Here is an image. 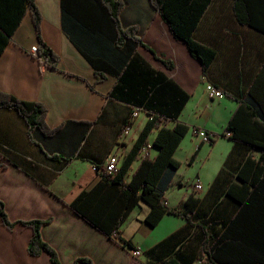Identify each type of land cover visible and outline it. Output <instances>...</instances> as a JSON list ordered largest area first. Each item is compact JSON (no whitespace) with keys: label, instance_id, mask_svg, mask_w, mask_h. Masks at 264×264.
I'll return each instance as SVG.
<instances>
[{"label":"crops","instance_id":"obj_1","mask_svg":"<svg viewBox=\"0 0 264 264\" xmlns=\"http://www.w3.org/2000/svg\"><path fill=\"white\" fill-rule=\"evenodd\" d=\"M121 1L123 7L118 15L121 27H136L135 34L159 58L144 46H138L136 53L171 82L165 83L163 98L172 102L175 97L182 98V92L187 95L179 121L218 133L224 130L239 100L244 101L246 111L264 121V0H241L244 12L256 18L262 28L239 23L234 14L235 0H210L193 31L196 40L215 52L209 78L203 76L201 64L190 55L186 45L173 37L150 0ZM34 3L41 15V38L58 56L57 65L43 66L29 52L38 45V37L31 14L25 10L0 53V90L23 100L42 102L50 128L69 119L98 118L88 146L96 147L95 142H99L106 151L116 141L110 152L127 151L147 114L139 112L128 135L121 138L119 131L128 112L124 102L108 97L116 76L106 73L97 77L71 42L63 29L61 0H34ZM13 12L16 14V9ZM165 59L172 68L165 67L162 62ZM205 80L224 95L210 99ZM210 101L216 104L210 105ZM24 122L14 110L0 108V163L4 165L0 168V200L11 220H48L41 227V236L56 250L62 264H71L82 257L92 259L94 264H202L203 240H209L210 234L216 240L224 231L222 223L231 217L234 207L227 190L232 182H241L236 171L245 160L244 145H235L229 134L218 137L208 150L207 160L199 170L200 190H194L190 184L189 189L185 187L177 191L176 198L172 197L169 190L175 183L180 184L174 174L164 192L166 204L185 209L190 223L184 217L164 214L155 226H150L144 221L150 207L139 201L119 226L118 233L110 238L69 207L82 190L99 181L92 164L72 159L56 172L59 164L44 159L38 146L28 139ZM172 124L167 121L168 126ZM255 126L249 121L244 128L256 130ZM155 132L147 143L151 144ZM191 133L195 137L191 151L200 143L198 150H201L206 142ZM178 148L173 154L175 159ZM157 153L158 148L152 145L147 151L150 158ZM252 154L258 157L260 151L252 148ZM253 160L256 161L249 163L247 169L248 182L257 168L258 159ZM262 165L260 162L258 168ZM260 178L255 184H247L249 194L264 195ZM31 236L30 227L17 223L13 229H7L0 220V264H51L45 251L38 255L28 253ZM120 238L129 240L132 248ZM136 248L141 255L133 253Z\"/></svg>","mask_w":264,"mask_h":264},{"label":"trees","instance_id":"obj_2","mask_svg":"<svg viewBox=\"0 0 264 264\" xmlns=\"http://www.w3.org/2000/svg\"><path fill=\"white\" fill-rule=\"evenodd\" d=\"M155 10L167 23L169 30L177 41L183 42L190 55L201 64L202 74L209 78V67L213 61L214 50L196 40L193 31L204 9L210 0H150ZM123 7L121 0H61L63 29L71 42L94 68L97 77L106 73L116 76V81L108 92V97L124 102L127 116L123 120L120 133L129 126V118L134 108H140L147 119L139 130L131 147L123 152L119 167L114 173L103 170V162L110 153L112 145L104 151L99 142L96 147H89L90 134L98 122L69 119L54 128H50L45 120L46 107L40 101H28L17 98L11 93L0 90V108L14 110L25 121L26 134L30 142L38 146L44 159L56 160V172L60 171L72 159L89 161L95 167L99 181L90 189L82 190L70 203L69 207L95 229L113 237L118 233L119 226L130 211L139 203L145 202L150 209L144 221L155 226L164 214L184 217L190 223V217L185 209L170 207L166 204L164 192L180 163L173 156L182 138L190 128L179 121L178 115L184 105L187 95L182 92V98H174L167 102L164 98L165 83H171L161 73L152 69L135 51L138 46L152 49L137 36L136 27L122 28L119 22V12ZM234 14L241 24L262 28L261 23L246 14L241 0L234 2ZM13 9H16L14 14ZM28 10L38 37L37 60L43 66L56 67L58 56L43 43L40 35L41 15L34 0H0V53L9 40L11 33ZM18 11V12H17ZM102 40L104 41L101 44ZM44 56L41 60L40 57ZM165 67L172 68L170 61L162 60ZM174 88L179 90L176 84ZM167 121H172L171 126ZM256 125V130H246L249 122ZM198 127L192 126L193 130ZM155 136L152 147L158 148V153L150 158L147 154L140 156L143 147L148 142L152 132ZM229 131V138L235 145H244L245 159L236 171L240 183L232 182L227 190V196L234 203L231 217L224 221L222 234L213 239L203 240L200 247L202 264H264V195L249 194L247 184H255L260 178L264 185V121L246 111L244 101L239 100L238 106L232 112L221 135ZM212 135L218 133L205 131ZM119 134V133H118ZM214 139L210 141V144ZM87 145V148H86ZM201 143L192 153L189 163L195 158ZM252 148L260 151L258 157L252 154ZM104 151V152H103ZM139 159V161H138ZM258 159L256 171L248 182L249 163ZM138 165L132 168L135 161ZM4 165L0 163V168ZM259 183V184H260ZM189 197L185 200L187 204ZM0 220L7 229H13L17 223L32 229V236L27 244L31 255L45 251L51 264H62L56 250L43 240L41 227L48 220L29 219L11 220L0 200ZM121 242L132 248L129 240ZM94 264L87 257L79 258L71 264Z\"/></svg>","mask_w":264,"mask_h":264},{"label":"rangeland","instance_id":"obj_3","mask_svg":"<svg viewBox=\"0 0 264 264\" xmlns=\"http://www.w3.org/2000/svg\"><path fill=\"white\" fill-rule=\"evenodd\" d=\"M209 104L214 105L216 103L214 101H210ZM191 131H192V127L190 126L187 133L182 138V140L178 146L179 148L177 149L176 156L178 159H176V160L179 161L180 165H179V167L175 173V178H176L175 181H179L180 184L175 183L171 187V190H169V192L171 191L170 195L174 198H176L178 195L177 191L181 192V190L185 189V187H187L189 189L191 187L190 184H192L194 179L199 177L200 166H202V164L207 160L206 157H207L208 150L211 147H213L212 144L217 140L218 137H221V133H222V130L220 132H218L219 135H217L213 138L214 142L212 144L209 145L206 143L201 150H198L195 158L192 160V163H189V159H190L192 153L195 151V149L191 151V147H192V144H193L194 138H195L193 136V134L191 133ZM131 132H133V130ZM151 138H152V133L149 135L148 140L150 141ZM124 152H126V151H124ZM212 153H215L214 150H212ZM212 157H213V155H210L209 159H212ZM132 168H133V165H132Z\"/></svg>","mask_w":264,"mask_h":264},{"label":"built area","instance_id":"obj_4","mask_svg":"<svg viewBox=\"0 0 264 264\" xmlns=\"http://www.w3.org/2000/svg\"><path fill=\"white\" fill-rule=\"evenodd\" d=\"M29 52L33 56H37V58H38L37 45L32 46L30 48ZM40 58L42 60L44 58V56H41ZM42 63L43 62H41V64ZM205 89H206L207 95L210 97V99L221 98L224 95V93H223V91L221 89L215 88L212 83H209L206 80H205ZM141 111L142 110L140 108H134L133 109V112L131 113V116H130L129 122H128L130 125L126 126L122 130V132L120 133V137L121 138H123L126 135H128L134 120L136 119V117L138 116L139 112H141ZM193 133L196 136H198L202 142H206V143H210V141L215 137V135L209 134V133L205 132L202 129L193 130ZM225 134H230V132L229 131H225ZM150 146H151V144L147 143L143 147V149H142V151L140 153V156L147 154V151H148V149H150ZM118 150L119 149L110 152L108 154V156L106 157V159H105V161L103 163V165H104L103 166V170L106 173H114L117 170V168L119 167L123 152L122 151H118ZM93 169L95 170L94 166H93ZM191 185H192L194 190H200L201 187H202L200 178L199 177L195 178ZM133 253L135 255H141V250L139 248L133 249Z\"/></svg>","mask_w":264,"mask_h":264}]
</instances>
